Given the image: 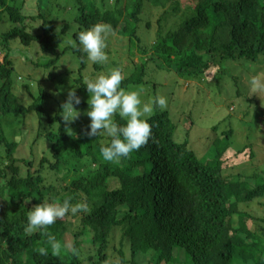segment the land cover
Segmentation results:
<instances>
[{"label":"trees","instance_id":"obj_1","mask_svg":"<svg viewBox=\"0 0 264 264\" xmlns=\"http://www.w3.org/2000/svg\"><path fill=\"white\" fill-rule=\"evenodd\" d=\"M109 1H73L69 13L75 15L72 23L77 30L72 32L73 45L65 46L71 23L48 20L38 0H0V25H9L0 30V50L6 51L0 61V264H264V217L242 209L251 203L253 208L254 201L264 198V168L252 173L241 170L244 157L255 155V137L264 139L257 121L248 122L253 140L245 135L242 141L235 136L237 120L224 124L225 119L218 121L219 116L213 115L206 129L195 130V121L185 130L171 108L161 111L155 106L156 112L142 117L152 125L148 142L114 163L101 155V147L111 142L106 132L88 137L84 131L89 124L75 127L64 120L71 119L63 109L68 98L57 107L54 104L52 115L45 110L53 102L41 85L55 88L54 73L37 81L36 95L33 75H28L23 89L18 85L17 56L34 70L56 69L71 50L83 67L87 56L75 38L97 23L110 25L109 33L126 39L134 55L144 8L169 2L114 0L109 7ZM191 1L195 4L191 15L176 30L164 35L157 30L150 46L155 59L149 55L135 64L122 81L125 91L145 83L150 62L162 65L176 79L206 82L207 72L221 61H246L264 76V0ZM31 48L39 59L20 52ZM74 82L79 96L85 85L80 77ZM26 96L31 99L28 105L23 102ZM251 100H244V118L251 117L250 110L256 112L249 107ZM84 106L82 101L74 104L77 111ZM206 106L210 110L211 105ZM30 112H36L38 126L27 162L16 156L19 141L5 135L2 118ZM114 119L121 126L126 123L119 114ZM205 132H209L207 145L201 150L193 139ZM37 145L44 147L40 155ZM232 151L234 158L240 157L234 165L228 156ZM109 180L118 188H110ZM69 197L73 205L84 203L89 210L69 213L48 226L47 232L61 244L57 251L47 235L29 227L28 213L37 204L62 203ZM115 232L121 233L118 247L111 246ZM67 234L73 238L71 250L63 243ZM110 248L117 254L115 261H110ZM140 255L147 260L138 262Z\"/></svg>","mask_w":264,"mask_h":264},{"label":"rangeland","instance_id":"obj_2","mask_svg":"<svg viewBox=\"0 0 264 264\" xmlns=\"http://www.w3.org/2000/svg\"><path fill=\"white\" fill-rule=\"evenodd\" d=\"M73 1L75 2L76 0ZM73 1L59 0L57 3L59 7L52 0H38L37 2L41 13H43L48 20L57 19L56 24L58 25L62 24L65 20L72 24L71 33L63 42L65 46L73 45L72 32L77 30V26L72 23L75 15H72L71 12L69 13V8ZM193 1L196 2L195 0ZM108 4L110 5L109 7H112L114 5V0L109 1ZM194 5L195 4L192 3L191 0H169L165 7L147 4L142 13L143 20L138 30L140 41L133 49L134 55L132 56L129 52L127 40L110 33H108L106 38L108 47L105 50L108 55V61L104 64L94 63L86 59L84 66L81 67V61L71 50H68L57 63L56 69L40 68L39 70H34L30 62H24L20 56H17L19 57V61H16L15 74L21 77V81H18V85L23 89L22 85L27 83L28 75H33L34 82H32V85H37V81L43 80L47 78L49 74L54 73L55 88L53 85L48 87L46 84L41 85L48 91L49 99L53 102L52 105L48 104L45 109L48 114L52 115L55 112L54 104L57 107L58 103L68 98V94L72 89H75L77 92L79 85H77L74 80L80 77L82 83L85 85V89L82 90L79 97L81 101L85 103V106L83 109L78 110L79 115L72 123L75 127L89 124L90 120L86 115L89 108L87 101L90 98V94L86 88L88 82L93 81L99 74H110L114 68H119L126 78L129 72H131V69L135 67L136 63L138 64L148 60L149 55H152V58L155 59L150 46L156 40L157 30H161L163 35L167 32L176 30L178 25L191 15ZM120 6H122V4H120ZM148 23L149 27L146 26ZM8 26L7 22H3L0 25V30H5ZM20 52L32 59H39L40 57L37 56V50L35 48L28 49L26 54H24L26 51L24 52L23 49ZM4 55H6V51L0 50V61H2ZM43 58L44 61L48 59L47 56ZM145 68V83L139 85L140 88H136L135 90H127L128 92L136 91L140 94L142 100L141 107H143V104H152L158 96H164L168 101L166 109L169 110V108H171L173 115L177 116L176 122H180L182 128L185 130L189 128L190 124L192 125V122L195 123V121L196 124H193L196 126L195 130L200 131L201 129H206V127L210 125V116L217 115L219 116L218 121L225 119L224 124H227L229 121L231 123L232 121L234 123L236 120L238 121V124H236L237 129L235 130L237 135L235 134V136H238L242 141L245 135H249V139L253 140L252 134L254 131L253 128H250L248 122L254 124L255 121H257L261 131L264 132V85L262 86V84H264V76L257 74L252 64L246 61H241L239 63L221 61L215 63L205 76L206 82L203 79H176L171 72L163 70L162 65L157 67L155 62L153 64L151 62L146 64ZM218 69H220V71ZM36 85L32 87L33 95L37 93L38 85ZM187 85L189 86L187 87ZM254 88L256 89L254 90ZM245 99H252L249 107L251 109L255 108L254 110L256 111L254 113L253 110H250L251 117L246 118L243 117V113L241 115L242 110H246L244 103ZM23 102L25 105H28L31 99L26 96ZM206 105H211L210 110L207 109L208 106ZM214 107L215 110L212 112ZM153 108L154 110L151 113L145 114V116L156 112L155 105H153ZM157 109L160 108L157 106ZM178 109H182V114H178ZM202 112L208 113H203L198 119V115ZM66 113L69 115L67 108ZM78 113L73 112V114L69 116L72 119L75 114ZM188 115H190L192 120H190ZM186 116L189 119H187ZM243 122L246 123L243 124ZM2 123L5 135L10 140L14 139L19 141L16 156L24 157L26 161L29 162L31 158L32 139L34 135L37 134L38 118L36 112H30L24 117L10 114L2 118ZM232 128L235 129L234 127ZM208 134L209 132H205L201 134L202 136H197L193 139L198 149L203 150L207 145L205 136ZM253 142H255L253 147L255 155L249 159L244 155L243 161H245V163L241 165V170L245 173L261 171V168H264V139L257 136ZM43 149V145H37L35 150L36 154L40 155ZM233 154L234 151L228 155L232 165L236 164L237 160L240 158H234ZM2 156H4V154H2ZM247 180L252 184L251 178ZM109 184L110 188H118L119 186L116 181L113 182L112 180H109ZM254 202L256 203L253 205V208H251L253 204L251 203L247 206H243L242 209L250 216L264 217V198L257 199ZM232 224L236 227L235 220L232 221ZM252 225L254 224L251 223L250 228L255 229V226L253 227ZM120 234V232L114 233L111 246L114 245L118 247ZM63 243L66 249L71 250L73 238L70 234L64 236ZM108 252L110 261L118 259L117 254L112 248H110ZM181 252H183L181 257L184 259L185 251L182 249ZM146 260V256L140 255L138 258V262H145ZM175 262H177V260H175Z\"/></svg>","mask_w":264,"mask_h":264},{"label":"clouds","instance_id":"obj_3","mask_svg":"<svg viewBox=\"0 0 264 264\" xmlns=\"http://www.w3.org/2000/svg\"><path fill=\"white\" fill-rule=\"evenodd\" d=\"M111 26L104 23H97L88 29L80 31L76 35V40L81 47V51L86 53L87 59L99 64L108 61L105 51L108 47L106 38L111 32ZM124 75L119 68H114L110 74H99L88 82L87 90L90 98L87 101L89 108L86 112L90 120L84 131L88 137H96L102 132H106L111 137V142L102 146L100 151L103 159L108 162L118 163L121 158H127L132 152L139 150L145 145L152 135V125L147 119L142 117L151 113L153 105L158 106L161 111L168 106L167 98L158 96L152 104H143L140 94L136 91H125L122 87ZM81 103V98L72 89L68 94V100L63 105L67 108L69 115L78 113L74 108ZM119 114L121 118H126L124 125L118 124L114 117ZM74 118L63 117L65 121H73ZM88 205L78 203L73 205L71 197L64 199L62 203H40L35 205L28 213V224L30 228L39 229L42 234L47 235L52 242L53 249L59 251L61 244L54 235L47 232L48 226L53 225L58 219L67 214H76L80 211H88ZM44 250L42 249V252ZM75 251V250H74Z\"/></svg>","mask_w":264,"mask_h":264}]
</instances>
